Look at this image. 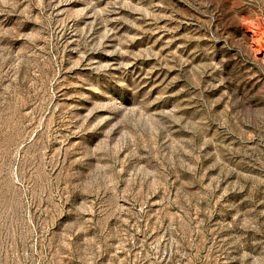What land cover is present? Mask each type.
<instances>
[{
    "label": "rangeland",
    "instance_id": "374dc122",
    "mask_svg": "<svg viewBox=\"0 0 264 264\" xmlns=\"http://www.w3.org/2000/svg\"><path fill=\"white\" fill-rule=\"evenodd\" d=\"M0 264H264V0H0Z\"/></svg>",
    "mask_w": 264,
    "mask_h": 264
}]
</instances>
